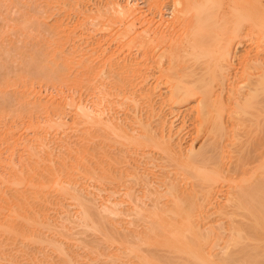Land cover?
<instances>
[{
    "label": "bare ground",
    "instance_id": "1",
    "mask_svg": "<svg viewBox=\"0 0 264 264\" xmlns=\"http://www.w3.org/2000/svg\"><path fill=\"white\" fill-rule=\"evenodd\" d=\"M114 1L107 4L113 8L110 15L120 17L117 21L113 18L114 25L123 17L129 22L122 33L116 29L119 35L126 38L136 32L124 45L133 48L137 46L133 42H138L146 62L152 60L157 65L158 75L155 79L157 73L153 72L155 81L151 82L150 69L140 70L138 82L144 86L138 85L141 88L137 90L131 84L140 78L135 71L133 81V77L129 82L124 77L116 79L126 82L121 84L123 92L114 96L111 89L103 90L104 98H100L104 104L94 102L95 110L85 100L67 99L76 106L78 130L83 125L80 138L93 130L92 139L103 135L116 142L118 150L113 151L110 163L120 159L119 166L104 170H111L110 177L121 174V183L110 188L108 196L101 195L103 200L97 205L96 191L86 189L90 185L87 181L96 174L89 167L88 151L74 149L67 153L68 158L64 151L54 156L52 149L46 150L50 146L44 131L66 125L62 119L52 118L37 132V147H29V165L9 178L0 173V183L15 185L16 192L24 185L34 202L47 205H63L62 201L72 199L78 206L77 216L74 209L67 208L59 220L48 214H19L22 222L32 220L34 226L49 229L62 225L68 231L81 225L80 232L93 231L97 240L103 238L115 246L108 258L119 264H264V0H171L172 20L163 27L162 21H157L159 26L154 24L152 31L154 19L149 16L142 34L138 31L142 36L135 29L140 15L134 6ZM108 21L105 26L112 24ZM165 24L170 32L164 29ZM179 28L184 36L178 39L174 33ZM119 57L122 60V55ZM129 66L118 73L127 77L134 68ZM116 71L110 69L111 73ZM117 94L122 98L116 99ZM60 108L64 112L63 106ZM183 108L197 122L194 132L202 139L198 148L184 143L185 121L176 124ZM146 159L153 165L142 167V163H150ZM8 166L14 168L15 164ZM154 167L159 168L157 172ZM224 184L230 190L222 196L224 201H218ZM4 231L17 234L9 223ZM40 241H48L64 264H88L79 259V251L69 250L59 238L41 236ZM103 263L106 261H99Z\"/></svg>",
    "mask_w": 264,
    "mask_h": 264
},
{
    "label": "rangeland",
    "instance_id": "2",
    "mask_svg": "<svg viewBox=\"0 0 264 264\" xmlns=\"http://www.w3.org/2000/svg\"><path fill=\"white\" fill-rule=\"evenodd\" d=\"M111 2L112 0H0V160H2L0 161V173L5 178L11 177L14 173L19 172L20 169L29 165L32 161V155L28 151L30 145L36 147L38 145L37 132L42 130V127L50 119L57 118L62 119L66 125L62 129L56 130L50 128L44 131L50 146L46 147V150L52 149L51 151H54V156H59L64 151L67 157L69 156L67 153H73L74 149L88 151L89 167L93 168L96 174L87 181L88 185H90L86 189L90 188L89 192L92 191L95 193L96 191L97 205L103 200H101V195L108 196L106 194L110 192V188L117 184L120 185L121 179L119 176L121 174L112 177L109 175V172L113 168L115 169L119 166L118 161L120 159H112L110 163L112 156H114L113 151L118 150L116 142L114 143L103 135H97L92 139L90 132L93 133V130L88 132L87 137L80 138L79 135L82 134L80 129L83 128V125L78 126V130L74 118L76 116V108L74 107L76 106L74 104L72 105L69 101L71 99L74 100V98L76 102L77 100H85V102L87 101V106L90 105L89 107L95 110L99 100L100 103L103 101L100 98L102 95L104 98L105 92L103 90L107 89L110 91L111 89V92H115L114 96H116L115 94L118 91L121 92L124 90L122 85L127 82L126 78L133 77L131 80L133 81L141 76V71L145 72L147 69V71L150 69L152 72H148L149 75L152 74L150 77L154 75L153 72L157 73L159 71L157 65L152 60H148V63L146 62L144 48L137 44V41L136 44L133 42V45H137L133 46V48L131 45L128 46V43L124 45V42L130 40L127 37L133 36L135 31L133 30L132 34H128L126 38L124 35L121 37L122 34L119 35L129 22H126L127 20L125 21V17H123L124 19L122 18V20L126 24L120 19L114 25L115 20L117 21L120 17L110 15L111 13L114 14L113 8H111L112 5H107L111 4ZM114 2H119L126 6H134L138 17L140 15L139 20L137 18L135 22V29L139 36L142 35L138 31L142 34V31L146 28L144 25H148L146 22L149 16L150 20L154 19L150 26L152 31H154L155 25L157 27L159 26L157 25L159 22L161 23L162 21L163 27L167 20H172L174 5L171 0H162V3L160 1L161 4L153 0H115ZM138 8L139 10H137ZM108 16L111 17L108 18ZM111 19L114 20L113 23ZM108 20L115 27L112 24V26L110 24L105 26L109 22ZM117 28L121 31L119 29L116 30ZM117 31H120V33ZM166 31L170 32L168 29ZM181 31L180 29V31L177 30L174 33L173 30L171 33H174V36L177 33L176 38L179 39V36L181 38L184 36V31ZM152 33L150 34L152 35ZM153 35H156V32ZM116 36L118 38L120 36L121 39L119 38L118 40ZM154 37H152L153 40H155ZM98 41L102 46H100ZM93 47H97L94 49L98 50L95 51L96 54L94 53ZM139 47H141V50ZM102 49L104 50L102 51ZM120 49H123V51ZM126 50L131 54L127 53ZM89 51L92 52V55L91 52L89 55ZM110 51L113 53H110ZM81 53L86 55H82ZM121 55L123 61L119 57ZM89 56L92 60L95 58L98 59L96 61H90ZM115 58L117 61H115ZM142 58L148 64L147 66ZM80 59L84 62L83 64ZM136 61L140 62V65ZM107 62L109 66H107ZM112 63L114 64V71L117 70L114 73L110 72V69L113 71L111 68ZM97 65L101 66L99 67ZM125 65L127 67L131 65L129 66L130 70L134 67V70L132 69L131 71L127 69L130 71V74H125L127 77L118 73L126 68ZM103 66L105 67L103 68ZM153 66H156L154 70ZM127 70L122 73H126ZM134 71L137 74L136 78L132 76L133 74L135 75L133 73ZM115 73L120 76H116ZM157 75L158 73L154 76L155 79ZM122 77H124L126 82L123 80L124 83L122 84V80H119L121 83L118 80V82L116 81V79ZM138 79H141V77L131 83L134 90L144 86V84H140L141 80L139 81ZM151 79L153 82L155 81L153 77L149 79L152 82ZM150 81L148 83L152 84ZM134 82H138L139 84L135 83V85ZM138 85H141V87ZM34 95L37 101H35ZM112 95L111 98L115 99L116 97L114 98ZM117 97L116 99L122 98L118 94ZM65 99L71 105L68 102L66 104L65 101L67 100ZM94 102H97V104L95 105ZM39 103H45V105H40ZM61 103L63 105H60ZM91 104L95 107L91 106ZM59 106H63L64 112H62ZM117 110L119 111V109ZM121 110V114H123V111H125L124 108ZM186 112L185 109L182 111V114L177 118L176 124H181L182 120L185 121L184 143H193L194 147L198 148L201 145L202 139L201 137L196 138L194 132L197 122L194 123V120L189 115L191 112ZM60 138H63V141H60ZM64 140L68 144H62V142H65ZM230 154L233 155V153ZM146 161H150V163H142V167L144 165H153L152 160L146 159ZM9 163H14L15 167H9ZM73 164H75V161ZM108 167L111 169L110 171L104 170V168ZM158 169V167L153 168L155 172ZM85 183H83V186H85ZM21 187L25 189L24 185ZM24 189L21 192H16L15 185L0 183V264H35V262L37 264H43L45 259H49V264H64L59 258L58 252L53 249L48 241L41 243V236L63 240L69 250L74 249L79 251L82 254L79 256V259L86 260L88 264H99V261L102 259L106 261L103 264H119L112 262L108 258L110 257V252L114 251L115 246L103 242V238L97 240V236L94 235L95 232L93 231L80 232L81 225L68 231V228L62 225L49 229L39 225L34 226L32 220L27 223L22 222L19 214L25 216L33 214L35 217L41 216V214H48L50 218H53L52 220H56V218L59 220L63 214L62 212L67 208L74 209V212L78 208L72 199H65L61 202L63 205L51 203L47 205L44 202H34L31 199V194ZM97 190L100 192H97ZM228 190L230 189L224 184L220 200L218 199V201H224L221 198L222 196L224 198ZM98 193L100 197H98ZM103 196L102 198H104ZM33 210L37 213L33 212ZM13 211L16 212L12 213ZM216 215H213L212 218ZM8 223L12 229L15 228L17 234H10L4 231ZM68 223V220L64 221V224L68 225ZM30 256L35 260L32 261Z\"/></svg>",
    "mask_w": 264,
    "mask_h": 264
}]
</instances>
